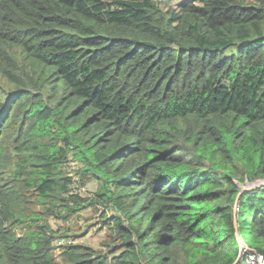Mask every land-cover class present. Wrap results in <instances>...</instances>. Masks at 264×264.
Masks as SVG:
<instances>
[{
    "label": "trees",
    "instance_id": "obj_1",
    "mask_svg": "<svg viewBox=\"0 0 264 264\" xmlns=\"http://www.w3.org/2000/svg\"><path fill=\"white\" fill-rule=\"evenodd\" d=\"M90 209L104 249L58 246ZM239 236L264 256V0H0V264H233Z\"/></svg>",
    "mask_w": 264,
    "mask_h": 264
},
{
    "label": "rangeland",
    "instance_id": "obj_2",
    "mask_svg": "<svg viewBox=\"0 0 264 264\" xmlns=\"http://www.w3.org/2000/svg\"><path fill=\"white\" fill-rule=\"evenodd\" d=\"M159 2L166 1L171 6H176L182 1L185 0H158ZM97 188V183L95 181H90L88 186L80 187V190L84 193H88L89 189L92 191ZM101 215L100 212L96 213L95 211H83L80 215H76L68 222H62L51 218L50 222L52 227L55 230H60L62 234L68 236V240L59 238L56 242L58 246L63 245L64 243L77 242L89 245L96 249H104V243L110 241L109 236L107 235L106 230H101L100 223ZM20 234H23L25 230L18 229ZM60 249L55 250V255L57 259L60 260Z\"/></svg>",
    "mask_w": 264,
    "mask_h": 264
},
{
    "label": "built area",
    "instance_id": "obj_3",
    "mask_svg": "<svg viewBox=\"0 0 264 264\" xmlns=\"http://www.w3.org/2000/svg\"><path fill=\"white\" fill-rule=\"evenodd\" d=\"M239 264H264V256L245 247Z\"/></svg>",
    "mask_w": 264,
    "mask_h": 264
},
{
    "label": "water",
    "instance_id": "obj_4",
    "mask_svg": "<svg viewBox=\"0 0 264 264\" xmlns=\"http://www.w3.org/2000/svg\"><path fill=\"white\" fill-rule=\"evenodd\" d=\"M260 185H262V184H260ZM259 184H258V186H260ZM258 186H256V185H250V186H248L247 188H245V189H252V188H256V187H258ZM239 241H240V254H239V256L237 257V259L235 260V262L233 263V264H239L240 263V260H241V257H242V251H243V248H244V242H243V240H242V238L239 236Z\"/></svg>",
    "mask_w": 264,
    "mask_h": 264
}]
</instances>
